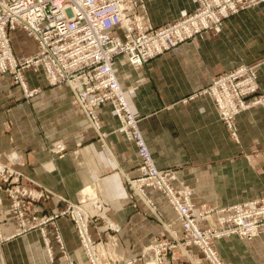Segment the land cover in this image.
<instances>
[{"label":"crops","instance_id":"obj_1","mask_svg":"<svg viewBox=\"0 0 264 264\" xmlns=\"http://www.w3.org/2000/svg\"><path fill=\"white\" fill-rule=\"evenodd\" d=\"M142 1L147 8L143 19L153 27L169 21L157 22L150 16L154 8L177 10L171 2ZM180 5L178 11L187 14L198 9L197 0L195 4L182 0ZM13 32H20L37 50L35 41L20 29ZM214 32L203 31L140 67L128 64L124 57L114 65L154 165L175 172V190L192 192L199 187L201 173H209L207 182L239 189L224 200L210 202L194 190L195 214L252 201L264 193V105L236 117L234 144L218 120L212 99L198 94L216 75L241 63L261 61L256 74L259 93L264 95V2L224 20L221 31ZM35 54L14 57L20 60ZM24 77L30 89L39 90L33 99L23 96L10 75L0 77V164L20 175L15 184L11 177L5 188L42 196L14 198L0 190L1 233L8 239L0 244V264H89L70 218L59 216L54 225L30 228L32 217L60 214L68 205L78 206L87 215L88 234L101 264H208L196 246L179 242L169 247L173 237L180 241L182 228L160 192L146 188L141 198L131 193L127 181L139 176L140 160L135 145L119 131L111 106L96 109L99 138L67 86H50L43 73L33 69L25 70ZM13 199L22 204L24 228L13 214ZM93 201L101 205L100 210ZM110 225L118 230L112 231ZM199 226H217L216 216ZM41 232L51 248V259ZM224 240L213 242L224 264H236V245L239 258L247 264H260L264 257L259 255L264 234L249 241L236 236ZM160 243L166 244L164 249L157 248Z\"/></svg>","mask_w":264,"mask_h":264},{"label":"built area","instance_id":"obj_2","mask_svg":"<svg viewBox=\"0 0 264 264\" xmlns=\"http://www.w3.org/2000/svg\"><path fill=\"white\" fill-rule=\"evenodd\" d=\"M259 2L264 0H197L198 9L194 13L172 25L153 27L143 19L146 9L142 0H0V77L10 75L29 100L37 96L39 90L27 86L25 70L41 71L50 86H67L99 138L102 134L96 109L111 106L121 121L120 130L126 141L135 145L140 160L139 176L127 181L128 188L140 198L146 188L160 192L180 223V241L173 237L169 247L179 242L185 246L193 245L198 247L208 264H224L213 242L231 236L249 241L263 235L264 193L252 201L195 214L190 190H175L173 172L155 167L138 122L118 85L114 65L117 59L126 57L130 65L140 67L203 31L220 32L224 20ZM17 29L35 41L38 50L34 56L20 60L14 57L9 34ZM256 73L251 66L239 65L213 77L198 93L212 99L220 121L236 141V117L251 107L264 105ZM250 97H253L251 101ZM18 176L0 164V189L5 188L11 177L15 178V184ZM6 191L14 198L17 195L33 196L22 189ZM41 196L33 197L39 199ZM93 206L101 209L97 201H93ZM21 207V202L13 199V214L24 228ZM59 216L70 218L75 225L88 263L101 264L88 234V217L78 206L68 205L60 214L41 219L32 217L30 228L54 225ZM209 216H216L217 226L201 228L199 222ZM1 223L0 217V244L8 240L2 236ZM110 229L118 230L112 225ZM41 234L51 259L46 235ZM55 240L62 255L66 256L60 235H56ZM165 245L160 243L157 248L164 249ZM66 264L74 263L67 261Z\"/></svg>","mask_w":264,"mask_h":264},{"label":"rangeland","instance_id":"obj_3","mask_svg":"<svg viewBox=\"0 0 264 264\" xmlns=\"http://www.w3.org/2000/svg\"><path fill=\"white\" fill-rule=\"evenodd\" d=\"M154 1H157V0H154ZM181 1L182 0H158V2L159 3H166V2H171V3H173L172 5H175L174 7H176L177 8V10H174L175 12H164V11H161L160 9H157V8H154L155 10H154V12L152 11V12H150V16H152V14H153V16H154V18H155V20L157 21V22H159V21H162V20H169V21H167L168 23H167V25H172V24H174V23H176L177 21H180V20H182L183 18H185L187 15H190V14H192V13H194V12H192V13H190V14H187V13H185V11H178V9L181 7V5L179 6V4L181 3ZM191 2L192 3H194L195 4V2H196V0H191ZM260 4H262V2H259V3H254V4H252V5H250L249 7H247V8H245L244 10L245 11H248V10H250V9H252V8H254V7H257L258 5H260ZM144 6H145V3H144ZM157 7H159L160 8V4H157L156 5ZM164 6H166V5H164ZM171 7V6H170ZM145 9H146V15H147V8H146V6H145ZM244 10H241L239 13H242V12H244ZM184 13V14H183ZM239 13H237L236 14V16L237 15H239ZM185 15L184 17H182L183 15ZM173 16V17H172ZM176 16V17H175ZM167 17V18H166ZM180 17H182L181 19H180ZM179 19V20H178ZM215 33V32H214ZM218 34V33H217ZM9 37H10V39H11V45H12V48H13V53H14V56H16V57H18L19 56V58H21V57H27V56H30L31 54H33L34 52H37V50H36V46H34L30 41H28V39H26L20 32H13V33H10L9 34ZM122 58V57H121ZM125 59H126V61L128 62V64H130L129 63V61H128V59L126 58V57H124ZM18 60V59H17ZM118 60V59H117ZM261 61H258V62H252V63H249V64H247L248 66H251L252 68H255V70H256V72H257V68H258V66H259V63H260ZM146 63V62H145ZM144 64V63H143ZM241 64H243V65H246V64H244V63H241ZM219 75V74H218ZM217 76V75H216ZM117 78V82H118V85L120 86V88H121V90H122V92H123V95H124V98L126 99V95H125V92H124V90L122 89V86H121V82H120V80L118 79V77H116ZM12 82L14 83V80H13V78H12ZM15 84V83H14ZM260 95H262L261 93H260ZM250 100L249 101H251L252 99H253V97H250L249 98ZM126 101H127V99H126ZM257 106H262V105H257ZM254 107H256V106H254ZM252 108V107H251ZM250 108V109H251ZM131 111V110H130ZM132 113V112H131ZM132 115H133V113H132ZM134 116V115H133ZM116 117V116H115ZM135 117V116H134ZM217 117H218V115H217ZM117 118V117H116ZM117 120H118V123H119V131L123 134V132L120 130V128H121V121L117 118ZM137 120V122H138V119H136ZM218 120L220 121V119H219V117H218ZM221 122V121H220ZM222 123V122H221ZM222 125H223V127L225 128V131L227 132V134H228V136H229V138L231 139V141H233V143L234 144H237V142H236V140L231 136V134L229 133V131H228V129L225 127V125L222 123ZM137 126H138V129H139V125L137 124ZM139 131H140V129H139ZM140 133H141V131H140ZM141 135H142V133H141ZM143 136V135H142ZM14 172V171H13ZM173 172V174L175 175V172L174 171H172ZM208 174L209 173H201V178H200V183L198 184V188H196V189H194L195 190V193H199V194H202V195H204V196H206L207 198H206V200L207 201H211V200H213V199H220V201L221 200H224L225 199V197H227L226 195H234L235 194V192L236 191H239V189H234L233 191L232 190H230L229 188H223V187H220L219 186V184H218V182H213V181H209V182H207V181H205V176H208ZM211 177H213L212 175H211ZM175 179H176V177H175ZM207 186H209V187H207ZM1 191L2 190H11V189H9V188H5V189H0ZM194 190H192V192L194 193ZM225 190H226V192H227V194H224V192H225ZM251 190H254V189H251ZM259 190V189H258ZM249 191H250V189H249ZM191 192V191H190ZM191 192V194H193ZM230 196H228V198H229ZM192 198H193V195H192ZM227 199V198H226ZM210 204V203H209ZM208 204V205H209ZM151 209L153 210V208H152V206H151ZM206 210V209H205ZM154 211V210H153ZM216 227V226H215ZM223 239H225V240H227V239H229V237H224V238H222L221 240H223ZM224 240V241H225ZM219 243V242H218ZM217 244V243H216ZM234 250H235V253L233 254V261L236 263V264H247V263H245V261L243 260V259H240L239 258V255H238V250H239V246L238 245H236V246H234V248H233ZM260 251L263 253V254H259L260 256H263L264 255V247H261L260 248ZM232 261V262H233ZM248 262H249V260H248ZM258 262L260 263V264H264V257H262L261 259H259L258 260Z\"/></svg>","mask_w":264,"mask_h":264},{"label":"bare ground","instance_id":"obj_4","mask_svg":"<svg viewBox=\"0 0 264 264\" xmlns=\"http://www.w3.org/2000/svg\"><path fill=\"white\" fill-rule=\"evenodd\" d=\"M129 107V106H128ZM61 149V148H60ZM143 195H141V197H142Z\"/></svg>","mask_w":264,"mask_h":264}]
</instances>
